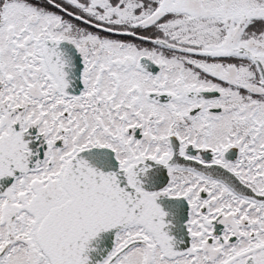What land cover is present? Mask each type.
Segmentation results:
<instances>
[{"label":"snow or ice","instance_id":"6c2138e0","mask_svg":"<svg viewBox=\"0 0 264 264\" xmlns=\"http://www.w3.org/2000/svg\"><path fill=\"white\" fill-rule=\"evenodd\" d=\"M0 264H264V0H0Z\"/></svg>","mask_w":264,"mask_h":264}]
</instances>
